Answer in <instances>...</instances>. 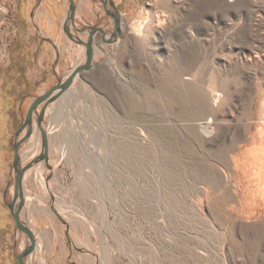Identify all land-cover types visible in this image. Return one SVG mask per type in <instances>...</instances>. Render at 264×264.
I'll return each mask as SVG.
<instances>
[{
	"label": "rangeland",
	"instance_id": "1",
	"mask_svg": "<svg viewBox=\"0 0 264 264\" xmlns=\"http://www.w3.org/2000/svg\"><path fill=\"white\" fill-rule=\"evenodd\" d=\"M75 3L79 25L111 29L89 1ZM114 3L116 42L98 36L92 68L46 109L51 170L40 162L23 178L20 218L36 241L25 264H264L258 228L252 242L235 220L232 172L263 123L264 0ZM34 5L0 0V264H17L28 243L4 203L15 132L32 100L85 59L61 32L68 0L53 12L52 32L39 34L54 39L55 56L33 36ZM147 27L144 43L136 29ZM39 151L35 129L19 147L21 165Z\"/></svg>",
	"mask_w": 264,
	"mask_h": 264
},
{
	"label": "water",
	"instance_id": "2",
	"mask_svg": "<svg viewBox=\"0 0 264 264\" xmlns=\"http://www.w3.org/2000/svg\"><path fill=\"white\" fill-rule=\"evenodd\" d=\"M74 14H75V4L73 0H68V11L66 17L63 21V27L66 34H68L67 25L68 23L74 24ZM87 29L89 32L88 41L86 43H81L79 40L69 36L71 41L76 42L77 44L82 45L85 48V59L82 64H78L75 66L71 72L66 76L65 79L61 81H57V83L46 93L41 94L35 97L32 102L30 103L26 114L23 118V121L15 132V140L12 144L13 150V160H12V170L14 173L13 177V194L10 203H5L13 221L15 224V228L21 234H24L28 240V243L22 249L18 255H15V259L17 264H25V259L35 250L36 248V241L32 230L22 222L20 218V214L22 208L24 207V194H23V178L26 171L31 169L34 165L44 162L47 169H50L48 165V154H49V143H48V136L43 129V122L44 116L47 107L56 102L61 96H63L67 90L70 88L74 80L81 75L83 72H86L92 68V59H93V51H94V44H93V35L95 32H100L103 36L105 32L102 29H95L89 28ZM118 27L115 24L113 33L110 35V38L105 41L106 44H112L116 42V35H117ZM37 130L40 134V151L39 154L34 157L29 163L25 166L21 165L20 155H19V147L26 142L33 134L34 130ZM23 135L18 139L19 135L22 133ZM59 221L65 226V236L68 241V225L67 223L58 215Z\"/></svg>",
	"mask_w": 264,
	"mask_h": 264
},
{
	"label": "bare ground",
	"instance_id": "3",
	"mask_svg": "<svg viewBox=\"0 0 264 264\" xmlns=\"http://www.w3.org/2000/svg\"><path fill=\"white\" fill-rule=\"evenodd\" d=\"M136 34L139 40L146 43L152 31L148 27L137 28ZM261 105L264 107V101ZM261 117L263 123L260 121L261 124H257L249 132L246 147L232 159L239 207L235 210V220L247 226L248 236L252 242L256 237V228L264 240V112ZM203 131L209 136L213 129L206 125Z\"/></svg>",
	"mask_w": 264,
	"mask_h": 264
},
{
	"label": "flooded vegetation",
	"instance_id": "4",
	"mask_svg": "<svg viewBox=\"0 0 264 264\" xmlns=\"http://www.w3.org/2000/svg\"><path fill=\"white\" fill-rule=\"evenodd\" d=\"M87 1L91 3L95 11L94 19L95 20L98 19L104 21V23L111 24V29L108 31L107 29L104 28L103 24L99 23L98 21L96 23L79 25L78 22L76 21V12L78 10V6L75 3V0H73L75 4L74 24L68 23L67 25L68 34H66L62 23V32L65 33L68 36V38L69 36H72L73 38L79 40L81 43H86L88 41L89 32H90L87 29V27L95 28V29L99 28L105 32V35L103 36L100 32H95L93 35V44L97 40L98 36L100 40L104 43V40L107 41L110 38V35L113 33L114 25L116 24L118 27V23H119L118 18L120 14L116 8V4L114 3V0H87ZM67 11H68V6H67ZM83 34L85 35L84 41H82L81 38L79 37L80 35Z\"/></svg>",
	"mask_w": 264,
	"mask_h": 264
},
{
	"label": "crops",
	"instance_id": "5",
	"mask_svg": "<svg viewBox=\"0 0 264 264\" xmlns=\"http://www.w3.org/2000/svg\"><path fill=\"white\" fill-rule=\"evenodd\" d=\"M35 3V8L34 10L30 12L29 14V19H30V25L33 28V36L36 37L37 39H43L45 41H47V44L53 49L54 52V56H55V52L57 53V49H58V45H56L54 39L52 37L48 38L45 37L43 34H41V36H39V34L41 32H46L47 34L51 33V29L54 26L55 22H56V17L55 14L53 12L58 11L59 5L58 3L60 2V0H32ZM52 12V13H51ZM76 14H83V9L82 6L79 5L78 6V10L76 12ZM79 16V15H78ZM41 22V24L43 25V27H45L44 31L39 30L38 25L36 24V22ZM63 21V19H62ZM62 23L60 24L61 27V32H62ZM37 49V47H35V50ZM45 52V49H44ZM57 60L54 61L53 64H56Z\"/></svg>",
	"mask_w": 264,
	"mask_h": 264
}]
</instances>
